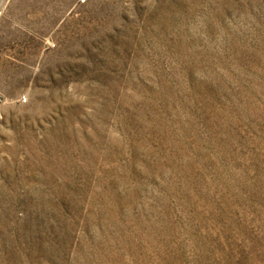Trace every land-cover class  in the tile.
<instances>
[{"label":"rangeland","instance_id":"obj_1","mask_svg":"<svg viewBox=\"0 0 264 264\" xmlns=\"http://www.w3.org/2000/svg\"><path fill=\"white\" fill-rule=\"evenodd\" d=\"M0 264H264V0H0Z\"/></svg>","mask_w":264,"mask_h":264}]
</instances>
